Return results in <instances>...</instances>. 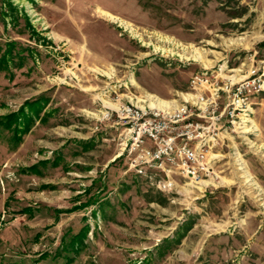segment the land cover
<instances>
[{
    "label": "rangeland",
    "instance_id": "374dc122",
    "mask_svg": "<svg viewBox=\"0 0 264 264\" xmlns=\"http://www.w3.org/2000/svg\"><path fill=\"white\" fill-rule=\"evenodd\" d=\"M262 62L264 0H0V264H264V93L207 182L170 191L126 172L118 123L145 96L178 104L204 66Z\"/></svg>",
    "mask_w": 264,
    "mask_h": 264
},
{
    "label": "built area",
    "instance_id": "2783aa9c",
    "mask_svg": "<svg viewBox=\"0 0 264 264\" xmlns=\"http://www.w3.org/2000/svg\"><path fill=\"white\" fill-rule=\"evenodd\" d=\"M223 76L222 66L202 68L170 110L122 106L119 155H125L126 172L146 177L162 191L180 181L198 184L212 176L222 137L248 131L254 105L264 93V62L238 75L240 79Z\"/></svg>",
    "mask_w": 264,
    "mask_h": 264
},
{
    "label": "bare ground",
    "instance_id": "6f19581e",
    "mask_svg": "<svg viewBox=\"0 0 264 264\" xmlns=\"http://www.w3.org/2000/svg\"><path fill=\"white\" fill-rule=\"evenodd\" d=\"M98 12L101 15H103L104 17H106L107 19H109L110 21L118 22V23L124 25L125 27H129L130 28V31H132V27L129 26L126 22H124L121 18L117 17L116 15H114V14H112L110 12H107L105 10H102V9H98ZM185 58L187 59L188 57H185ZM191 58H193L194 60H200V61H202L201 54H200V52L196 48L193 50V53L191 54ZM204 67H206V66H204ZM91 70L94 71V72H97L99 74L102 73V74H104V75H106L108 77H110V76L113 75V70L112 69H110L109 71H106V70H103V69L94 67V68H91ZM241 77L242 76H238L237 74H235L234 76L231 77V79L237 80V79H240ZM129 80H130L131 83H133V84L135 83V79H134V77H133L132 74H130ZM96 97L103 103V106L104 107L118 109L117 103H113L112 101L107 100L104 97V93H99ZM148 97H149V103H148V100H147V97L146 96H145V99L138 98L137 100L140 99L141 102H146L147 105L150 106V108H156V109H159V110H170V109L176 108L177 105H178L175 100H173V101H168L167 100L166 101V100H163V99H161L159 97H156L154 95H149ZM183 97L186 99V98H189L190 96L189 95H183ZM141 105L142 104H139V106L143 108V105L142 106ZM104 114H106V112H104ZM255 129H257L256 126H255ZM246 131L247 130H245V132ZM244 138L245 139H248L246 136H244ZM248 143H250V147H253V145H252L251 142H248ZM233 156H234V160H235V164L237 166V169L239 171H241V173H242L241 176L243 177L244 181L246 183H248L249 185H254L256 187H259L257 185V182L255 181L254 177L252 176V174L248 170L246 161L243 159L242 155L239 153V151L237 150V148H234ZM211 181L213 182V180H211ZM206 182L207 181H201L202 184L203 183H206ZM221 182H226V179H224L222 177L221 178Z\"/></svg>",
    "mask_w": 264,
    "mask_h": 264
},
{
    "label": "trees",
    "instance_id": "16d2710c",
    "mask_svg": "<svg viewBox=\"0 0 264 264\" xmlns=\"http://www.w3.org/2000/svg\"><path fill=\"white\" fill-rule=\"evenodd\" d=\"M13 45V44H12ZM12 49H13V47H11L10 45H8V48L6 49V51H5V53L1 56V58H2V62H6L5 60H6V56L8 55H10V53L12 54ZM16 113H13V114H11V115H15ZM18 115L19 114H22L23 115V113L22 112H19V113H17ZM11 117V116H10ZM9 118V117H8ZM26 119V118H25ZM20 120V116L18 117V120H17V122H16V117H13V118H11V119H9L7 122H5V124H6V126L5 127H8V128H10L11 126H12V124L13 123H18V121ZM29 122V120L28 121H26V123H24V126H25V131L28 129V127H27V123ZM3 122H0V124H2ZM16 129H18V127H17V125H16V127H15ZM86 234V231L84 230V232H83V234H82V236L84 237V235ZM77 241H80V239H79V237L77 236V237H75L74 239H73V242H77Z\"/></svg>",
    "mask_w": 264,
    "mask_h": 264
}]
</instances>
